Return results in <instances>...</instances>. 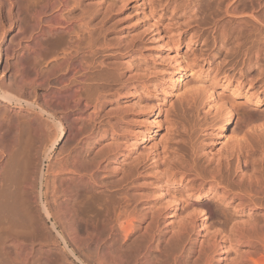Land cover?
<instances>
[{"label":"bare ground","instance_id":"6f19581e","mask_svg":"<svg viewBox=\"0 0 264 264\" xmlns=\"http://www.w3.org/2000/svg\"><path fill=\"white\" fill-rule=\"evenodd\" d=\"M141 1L139 7L145 2ZM249 2L248 12L239 11L238 2L225 7V15L246 29L252 41L232 43L246 71L233 64L239 77L224 72L223 82L218 76H204L197 61L186 69L179 35L158 20L150 26L158 40L150 54L141 43L129 40L134 27L130 21L118 25L116 20L126 8L124 0H101V8L93 11L83 0H0V186L12 184L20 193L21 216L28 220L31 215L22 196L30 186L29 170L34 169L25 152L26 133L48 134L46 159L62 139L74 136L76 146L60 151L47 165L49 176H41L37 199L47 218L55 216L71 227L81 197L102 198L112 208L108 237H122L126 250L115 264H264V116L260 123L232 130L234 108L216 92L219 87L257 108L264 106L259 91L242 90L246 84L252 88V70L264 82V0ZM27 18L31 22L23 42ZM61 39L68 45L59 52L55 47ZM11 44H16L12 52ZM161 49L177 74L150 80L164 72ZM116 77L124 84L112 93ZM187 77L193 79L187 82ZM235 77L237 84L231 85ZM166 79L171 84L168 92L160 85ZM188 90L186 109L173 126L179 138L175 145L158 150L161 111L157 113L149 100L163 93L166 108L169 98ZM122 93L133 101V117L108 116L106 123L97 120L91 130L82 126L80 118L90 107L97 117L102 104H120L114 98ZM156 107H161L159 100ZM71 108L78 110L67 111ZM206 108L223 121L215 133L198 136L187 120L199 121ZM209 115L200 120L202 127L212 126ZM63 121L71 124L67 130ZM213 136L229 145V151H206L205 142ZM140 146L146 147L144 153ZM11 163L16 167L9 166L15 168L9 183L2 175Z\"/></svg>","mask_w":264,"mask_h":264},{"label":"rangeland","instance_id":"374dc122","mask_svg":"<svg viewBox=\"0 0 264 264\" xmlns=\"http://www.w3.org/2000/svg\"><path fill=\"white\" fill-rule=\"evenodd\" d=\"M124 1L127 5L126 8L122 9L120 17L116 19L117 23L118 25H127L126 22L130 21L134 27V31L133 35L129 37V40L133 43H141L142 46H145L144 50L147 54H150L149 52L157 49L156 46H158V40L156 39V34L153 32L154 28H152V22L155 23L158 20L163 23L165 27L169 26L172 31L179 35V45L181 46L179 49V53L181 55L180 59H182V65L186 67V69L190 68L189 66L193 64V61H197L203 67L204 76L210 78L218 76V80L223 79L224 82V72H227L230 76L236 73V71L233 70V64H237L239 68L243 67L240 66L243 56H240L241 54L239 51L237 55V53L234 52V49L232 52V43L236 40H243V42L246 43L251 42L252 36L246 29L245 31L241 30V28H239L240 26H238L239 24L233 22L234 19L231 16L225 15V7L238 2L239 11L248 12L250 6L249 0H241V2H239L240 0H145L141 7H139V4L143 3L141 0ZM137 1H139V3ZM229 1L232 3L230 2V4ZM100 2L101 0H83L84 7L88 6L90 11H93V9H100ZM108 5L109 4H107V6ZM100 12H95V14L97 15ZM146 17H148V19ZM30 22V18H27L24 21L23 26L25 29V35L23 42L28 39L27 34ZM215 23H219L217 25L218 27L215 26ZM241 31L243 34L240 36L239 34ZM222 42L228 45L227 48L220 47ZM66 43L68 42L65 39L59 40L55 49H58L57 51L59 52H61V50L63 51L67 48L68 44ZM187 45H189V47H187ZM14 46H16V44L10 45V52L13 51ZM242 50H244V48H242ZM98 56H100V59L103 58L102 54ZM161 56L163 58L160 59L159 64L163 67L164 72L149 76L150 80L160 78L162 81V78H164L163 75H169L170 79L175 77L177 74L174 67L170 66L168 60L166 61L167 53L163 51V53L161 52ZM134 66L136 67V65ZM2 68L3 67L0 68V71H2ZM243 68L245 69V67ZM244 71H246V69ZM134 73V75L138 74L137 67ZM248 74L255 80L252 88H249V85L246 84L242 86V90H250L251 92L259 91V94L264 96V82L262 81V77H258L256 69L248 72ZM236 77H239L237 73ZM236 77L235 79H231V85L237 84ZM192 79L193 77H187L186 80L188 82ZM123 84L124 82L121 83V80L118 77L114 78V81L111 83V87L114 88V91L112 92L111 90L110 92L114 93L116 90H122ZM160 85H162V89L166 88L165 90L168 92L171 84L169 80L166 79ZM183 86L182 87L185 88L186 85L183 84ZM118 87H120V89H118ZM150 90L153 91L154 86L150 87ZM216 90L217 95L225 97V102L234 108L235 121L233 122L232 130L236 128L242 129L251 123H260L262 121V116H264V106L257 108L249 103H246L242 97H232L229 91L223 90L219 87ZM190 92L191 91L188 90L183 93V96H173L169 98V104L167 103L168 105L166 108H163V104L165 103L164 100L166 99L165 94H160L159 98H150L149 103L154 106H152L153 109H157L156 111L159 110L157 113H160L161 111L159 118L162 120V135L156 138L159 142V145L157 146L158 150H162L164 147L176 144V140L179 138V135L173 127L174 121L185 111L186 104H188V96L191 94ZM127 97V94L122 93L119 97L114 98L115 100L117 99V102L120 104H102L98 110L97 117L92 115L94 109L93 107H90L80 118V121L83 124L82 126H84L86 130H91L95 126L96 122L98 123V121H102L103 123H106L111 117H116L117 115H128L133 117V101ZM158 100L160 101L163 109L161 107H156ZM72 109L74 111L78 110L76 108H71L67 111ZM60 114L62 117L64 113ZM201 115L200 120L203 122L205 115H209L208 108H206ZM215 119L214 114L208 116V122L212 124V128L208 126L210 129L207 126L202 127L203 123L200 125V120L195 121L189 117L187 124L189 127L195 126L194 129L197 131L196 134L198 136H206L208 132L215 133L217 128L222 124V118ZM59 120L60 119H57L55 123L58 124ZM63 124L65 130L71 126V124L66 121H63ZM41 133L37 134L35 132H31L29 134L26 133L25 135V139H27L25 152H28L27 157L33 160L34 166L32 171L29 170L28 177H31L29 180L30 186L25 188L23 196L21 194L22 198L28 205L27 207L29 213L31 212L28 220H25L17 210V201L20 199V193L16 191L15 186H12V184L10 186L8 184L10 187H6L7 189L0 186V264H115V259H117L119 255L124 254L126 250L121 247L124 245L122 237H108L106 227L108 226V217L112 215V208H110L109 204L105 203L102 198L97 196L81 197L78 200L79 204L76 205L77 215L74 221L71 222V227L68 224V226H64V223L61 220L60 222L57 217L55 218V216L49 219L44 213H42L43 210H41L40 206L42 203L38 200L41 186V176H49V174H47V165L60 151H69L74 148L77 143V138L70 136L67 139H62L57 144L56 148L51 151V155L49 154L50 158L46 159L44 157L47 156L48 146L50 147V144L46 142H49V138L47 140L48 134L44 137L46 134L45 132ZM56 133L57 135H61L57 130ZM220 142L221 141L217 140L214 136L210 139V141L209 139L206 140V151L211 152V154L214 155L229 151L230 146L226 143ZM41 150L44 151L42 152ZM139 150L140 153H144L146 151V147L140 146ZM6 166H3V168L6 167V170H3L5 173L2 172L4 173L2 176L6 174V177L3 178L10 179L12 175H14V172L12 171H14L15 168H9V166H16L14 163ZM11 168L14 170H11ZM9 181V183H12L11 179ZM13 210H15V212ZM63 221L66 224L67 220ZM8 224H10L9 229L13 224V227L10 230L8 227L7 229L5 227V225L8 226ZM61 225L64 227H61ZM14 226H16V228ZM13 240L18 246L13 244ZM21 249H24L25 252H22ZM26 258L28 261H25Z\"/></svg>","mask_w":264,"mask_h":264}]
</instances>
